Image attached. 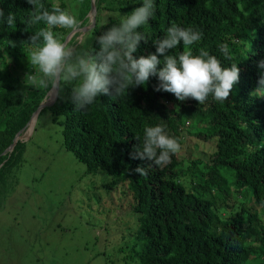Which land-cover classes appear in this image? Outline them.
<instances>
[{"label":"trees","instance_id":"obj_1","mask_svg":"<svg viewBox=\"0 0 264 264\" xmlns=\"http://www.w3.org/2000/svg\"><path fill=\"white\" fill-rule=\"evenodd\" d=\"M139 5L129 0H95V25L79 32L88 22L90 0H37V11L60 7L79 21L69 46L95 48V36ZM155 14L142 27L147 42L134 56L154 52L152 41L170 22L192 26L202 33L194 44L206 48L222 65L237 63L238 81L224 102L209 96L199 103L192 98L177 101L167 92L153 91L150 77L144 87L130 88L111 98L98 97L84 111H74L67 89L42 109L61 127L62 146L94 177L100 172L120 185L128 196L136 229L131 235L130 255L136 264H264V96L257 87V61L264 60V0H155ZM0 9L12 12V26L0 24V205L16 183L23 162L25 142L8 147L30 123L32 114L46 98L43 89L23 87L30 72L24 42L40 23L28 26L31 5L25 0H0ZM27 28V31H24ZM64 41L72 30L53 29ZM84 35L83 44L77 37ZM9 41L12 45H9ZM228 45L221 56L219 43ZM185 50L178 44L175 52ZM6 54V55H5ZM159 58V57H158ZM159 67V66H158ZM160 123L178 140L187 134L212 142L207 158H177L147 166V160L131 159L133 146L142 141L145 125ZM36 124V123H35ZM138 140H137V139ZM146 167L143 175L134 171ZM252 203V204H251Z\"/></svg>","mask_w":264,"mask_h":264},{"label":"clouds","instance_id":"obj_2","mask_svg":"<svg viewBox=\"0 0 264 264\" xmlns=\"http://www.w3.org/2000/svg\"><path fill=\"white\" fill-rule=\"evenodd\" d=\"M25 2L31 5L27 25L40 23L42 26L30 32L24 42L31 71L25 73L23 87L61 95L67 89L74 111L86 110L102 95L116 98L130 88L144 87L150 77H155L157 81L153 91L170 93L177 101L190 97L198 104L205 102L209 96L215 101L224 102L238 81L237 63L224 66L220 59L203 47L193 51L192 46L201 40L202 33L192 26L182 27L170 22L163 34L152 41L154 52L134 56L140 43L147 42L141 29L155 14V0H129L130 4L139 6L124 15L117 13L119 19L95 36V48L89 43L84 46L67 44L78 32L80 24L70 12L60 7H53L51 11L42 8L37 11V0ZM92 2L95 9V0ZM90 10L88 22L79 32L90 25ZM14 23V14L0 9V24L12 26ZM55 28L72 30L70 34L74 33L68 42H64L54 34ZM24 31L28 32L27 28ZM178 44L185 50L175 52ZM9 45H12L11 41ZM217 47L221 56L229 55L226 43L221 42ZM256 67L259 78L254 93L260 97L264 96V60L257 61ZM38 115L33 118L35 123ZM33 119H30V123ZM185 125L181 127V137L183 134L194 137L187 134L188 123ZM28 126L18 135L19 139ZM142 132V141L136 138L138 144L133 146L129 156L131 159L149 161L147 166L168 162L170 155L180 148L178 140L170 136L160 123L145 125ZM258 146L264 147V143ZM176 154H180V151ZM147 166L138 165L134 171L143 175Z\"/></svg>","mask_w":264,"mask_h":264},{"label":"rangeland","instance_id":"obj_3","mask_svg":"<svg viewBox=\"0 0 264 264\" xmlns=\"http://www.w3.org/2000/svg\"><path fill=\"white\" fill-rule=\"evenodd\" d=\"M76 39L83 44L85 37ZM31 122L19 139L25 151L15 186L0 205V264H136L125 260L137 225L129 197L64 150L48 112ZM182 138L179 160L213 151L212 142Z\"/></svg>","mask_w":264,"mask_h":264},{"label":"water","instance_id":"obj_4","mask_svg":"<svg viewBox=\"0 0 264 264\" xmlns=\"http://www.w3.org/2000/svg\"><path fill=\"white\" fill-rule=\"evenodd\" d=\"M92 1H93V0H91V10H90L91 23H90V25H89L88 27L84 28V29H83L84 31H82V32L89 31V30L93 27V25H94L95 9H94L93 2H92ZM73 33H74V32H72L69 36L71 37V35H72ZM68 39H69V38L67 37V38L65 39L64 42H68ZM48 96H49V97H48V99H47L46 101L44 100L42 103L39 104L38 108H37L36 111L33 113L31 119L36 118V116L39 114V112H40L42 109H44L45 107L51 105V104L55 101V99H56V97H57V94H56V93H51V96H50L49 94H48ZM18 139H19V136L16 135V136L14 137L13 141H12V144L8 147V149H7L6 151L10 152V151L13 149V147H14V145H15V143L17 142Z\"/></svg>","mask_w":264,"mask_h":264},{"label":"bare ground","instance_id":"obj_5","mask_svg":"<svg viewBox=\"0 0 264 264\" xmlns=\"http://www.w3.org/2000/svg\"><path fill=\"white\" fill-rule=\"evenodd\" d=\"M32 123V122H31ZM28 129H30V127H28ZM28 129H27V131H28ZM32 131V130H31Z\"/></svg>","mask_w":264,"mask_h":264}]
</instances>
